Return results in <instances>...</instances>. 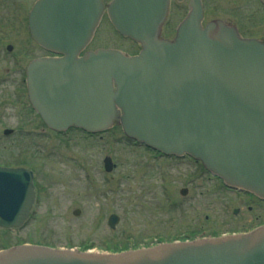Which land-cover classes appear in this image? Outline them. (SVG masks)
<instances>
[{"label": "water", "instance_id": "1", "mask_svg": "<svg viewBox=\"0 0 264 264\" xmlns=\"http://www.w3.org/2000/svg\"><path fill=\"white\" fill-rule=\"evenodd\" d=\"M168 5L113 0L109 19L141 45L140 54L98 49L79 58L102 16V0H39L29 15L31 37L63 57L28 65L30 101L56 131L75 126L96 133L119 123L140 146L188 155L227 187L263 202L264 43L243 39L220 21L202 28L200 0H190L173 41L160 39ZM104 163L112 171L109 157ZM34 200L31 171L0 168V227L22 226ZM117 223L111 215L108 225ZM0 264H264V225L117 254L20 245L0 251Z\"/></svg>", "mask_w": 264, "mask_h": 264}, {"label": "rangeland", "instance_id": "2", "mask_svg": "<svg viewBox=\"0 0 264 264\" xmlns=\"http://www.w3.org/2000/svg\"><path fill=\"white\" fill-rule=\"evenodd\" d=\"M34 1L0 0L3 106L17 103L20 107L22 92L16 96L14 91L22 87L21 68L47 54L28 35L26 15ZM205 2L217 4L222 11L241 4V14L255 13L256 8L243 0ZM184 5L178 2L177 12L183 13ZM4 43L13 50L7 52ZM87 48L135 54L138 46L119 36L105 15ZM14 126L25 131L8 137L1 134L2 128ZM106 156L116 165L111 173L103 169ZM18 164L35 172L36 200L20 228H0V250L28 244L113 254L160 243L244 233L264 225V201L227 189L189 158L164 157L147 150L127 139L118 125L90 138L71 129L51 132L41 120L35 128L31 118L21 121L13 110L5 116L0 112V165ZM182 189H187L185 195L180 193ZM76 209L79 215H74ZM234 209L238 213L234 214ZM111 214L119 218L114 229L107 223Z\"/></svg>", "mask_w": 264, "mask_h": 264}, {"label": "flooded vegetation", "instance_id": "3", "mask_svg": "<svg viewBox=\"0 0 264 264\" xmlns=\"http://www.w3.org/2000/svg\"><path fill=\"white\" fill-rule=\"evenodd\" d=\"M240 1V0H239ZM246 2V4H253L256 6L255 8V13H244L241 14L238 12L239 10H243L242 5H236L233 4V9L229 11H222L219 7H216L217 4H214V6H210L208 3L205 2V0H202V5H203V25H206L208 22L213 21V20H220L224 22L227 26L233 27L237 30V32L244 38H249V39H256L260 41H264V6L260 3L259 0H243ZM186 3V5L183 6V13L177 12V3ZM183 5V4H181ZM188 11V0H171L170 4V10L168 14V18L165 22V24L162 27L161 30V38L164 39H173L176 35V28L179 22L185 17ZM181 13V14H180ZM226 13L225 15H223ZM181 15V17L175 21L178 15ZM258 19V21H257ZM175 22V23H174ZM29 35V34H28ZM30 37V36H29ZM9 44L4 43L2 45L3 48H6ZM2 48V49H3ZM49 55V54H46ZM42 55V56H46ZM42 56H38L35 58H39ZM33 58V59H35ZM32 60V59H31ZM29 62V61H28ZM26 66L27 64L21 68V86L19 91H14L15 95L20 92H22V97L21 99V105L18 107V104L16 103V107L13 106V104H7L5 106L2 105L0 102V112L5 116L8 111L13 110L15 112V117L16 119L21 121H32V125L35 126V128L38 127V123L40 122V117L38 113L34 110L32 105L29 102L28 96H27V91H26V83H25V78H26ZM1 74V73H0ZM1 77V75H0ZM17 96V95H16ZM1 134L4 137H8L11 135H16L18 132H23L25 131L24 127H4L1 129ZM36 130V129H35ZM10 131L9 134L7 135L6 132ZM34 129H32V132ZM197 163V162H195ZM2 166V165H0ZM21 165H11L9 167H19Z\"/></svg>", "mask_w": 264, "mask_h": 264}]
</instances>
